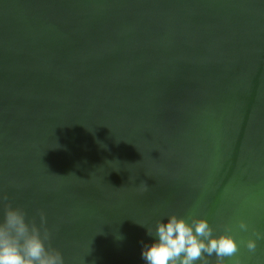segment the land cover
Listing matches in <instances>:
<instances>
[{
	"label": "water",
	"instance_id": "water-1",
	"mask_svg": "<svg viewBox=\"0 0 264 264\" xmlns=\"http://www.w3.org/2000/svg\"><path fill=\"white\" fill-rule=\"evenodd\" d=\"M9 203L65 264H146L147 228L194 208L264 233V0H0Z\"/></svg>",
	"mask_w": 264,
	"mask_h": 264
},
{
	"label": "clouds",
	"instance_id": "clouds-1",
	"mask_svg": "<svg viewBox=\"0 0 264 264\" xmlns=\"http://www.w3.org/2000/svg\"><path fill=\"white\" fill-rule=\"evenodd\" d=\"M142 186L147 190L146 183ZM39 216L38 224L35 218L29 221L22 208L6 205L0 222V264H65L61 251L51 247L52 234L45 213L40 211ZM249 229L248 221L239 218L215 235L216 229L194 208L187 216L172 214L166 222L157 221L154 232L147 228L153 242L144 244L142 258L146 264H211L210 258L215 256L214 264H244L241 248L254 253L258 240L264 239V233L255 230V238L237 239L238 233Z\"/></svg>",
	"mask_w": 264,
	"mask_h": 264
}]
</instances>
